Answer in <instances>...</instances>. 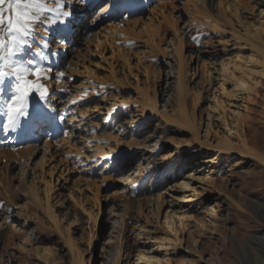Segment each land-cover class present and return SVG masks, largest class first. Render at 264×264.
Returning <instances> with one entry per match:
<instances>
[{"label":"rangeland","instance_id":"374dc122","mask_svg":"<svg viewBox=\"0 0 264 264\" xmlns=\"http://www.w3.org/2000/svg\"><path fill=\"white\" fill-rule=\"evenodd\" d=\"M72 1L68 8L79 11ZM103 3L89 1L79 31L90 44L69 48L80 50L74 65L58 54L57 26L36 31L49 35L60 60L40 47L41 59L36 43L25 50L51 65L49 106L67 119L55 135H37L28 162L4 160L19 146L17 139L3 145L0 133V264H143L140 252L171 264H264L262 1L156 0L145 10L140 2L131 12L116 6V18L88 29ZM233 6L248 12L239 19ZM237 57L254 73L250 91L223 76L222 66L233 71ZM114 101L128 106L119 123L106 117ZM225 140L240 150L244 140L251 156L219 158ZM120 152L130 153L129 174L101 167V154ZM172 159L177 164L163 177ZM49 199L55 222L37 204ZM165 219L178 233L170 246L165 241L175 235Z\"/></svg>","mask_w":264,"mask_h":264},{"label":"snow or ice","instance_id":"6c2138e0","mask_svg":"<svg viewBox=\"0 0 264 264\" xmlns=\"http://www.w3.org/2000/svg\"><path fill=\"white\" fill-rule=\"evenodd\" d=\"M79 2L83 7H87L88 0H79ZM138 6L136 0H129L125 10L131 12ZM105 8L108 9L107 14L111 15V12L116 10L114 0H104L85 24L95 23L97 12ZM46 13L50 15H45ZM71 16L72 11L65 0H0V105H3L6 114V121L0 126V133L4 136L16 133L22 136L41 135L43 137L54 133L59 125L66 123L67 118L62 113L48 106L49 88L44 81L52 78L49 76V73L53 71L51 65L42 67L35 63L25 50L32 48L33 43H36L35 54L45 59L44 53L40 51L41 45L38 43L43 41L42 47L48 49L49 55H55L50 48L52 41L44 35H39L37 40L36 26H49L46 31L50 32V26L70 23ZM29 37L32 39L30 40ZM74 38L75 34L71 38L61 36L56 42H63L67 46L70 39ZM240 85L248 89L247 84L240 82ZM224 95L230 94L225 91ZM72 104H77V100H72ZM212 111L217 109L214 108ZM236 115L239 114L236 113ZM119 116L120 110L115 108L106 114L107 121L117 119L118 123ZM124 118L126 119V116ZM60 135H66V133L61 130ZM129 159L130 153L127 152L109 154L104 157V164L101 167L109 166L110 170L118 176L126 175L131 172L128 168ZM133 187L135 188L136 185ZM164 224L170 232L173 230V225L168 219H165Z\"/></svg>","mask_w":264,"mask_h":264},{"label":"bare ground","instance_id":"6f19581e","mask_svg":"<svg viewBox=\"0 0 264 264\" xmlns=\"http://www.w3.org/2000/svg\"><path fill=\"white\" fill-rule=\"evenodd\" d=\"M89 1H91V0H88L87 7L85 8V7H83L81 5V8L79 9V11L78 10L76 11L75 8H73L75 6H72L70 8L71 11H72V16H71V19H70V23H66L64 25H55V26H57L56 28H57V33H58V39H57V41L59 40V38L61 36H67V37L71 38L75 34V38L74 39H70L71 42H69V45L66 46V45L63 44V42H60V43H57L56 42V44H55V45H57V47H61L62 48V50L58 53V54H61V56L63 58L62 61H64V57L67 56V59H68L67 63H69V65H71V66L74 65L75 59L79 55V51L80 50L77 48L76 49V52H74L72 49L69 50V48L72 47V46L74 47V44L77 43L78 40H81L82 41V43H79V44L83 45V47H86L87 48L89 46V44H90V41H88V38L86 37V32H82L81 31L82 32L81 33L79 31L80 25H81L79 23L82 21V18L84 16V12L88 8V6H89ZM154 1H156V0H136V3H140V2L143 3L142 10H145V9H148L147 4H150V3L154 2ZM261 1H262V4L264 5V0H261ZM72 2L74 3L73 5H75L76 3H78L77 5L80 4V2L77 1V0H74ZM114 2L116 4V6H118L120 8V7H125L129 3V0H114ZM229 7H231V6H229ZM233 9H234V11H235V13H236V15L238 16L239 19H240L241 15H244V14H246L248 12L247 8H243V7H240V6H233ZM105 10L108 11V9H105ZM105 10H104V12H102L101 14H99V15H101V17H103L102 19H101V17H99V18L96 19V22L95 23L90 22V23H88L86 25V27L87 28L88 27L92 28V26L94 27L95 24L100 23V22H102V23L103 22H107V21L108 22H111L114 18H116L118 16L117 15L118 13L116 12V10H115V13H114V11H112L113 13L110 16H108V14L106 13ZM77 12H78V15H79V18L78 19H76V17L74 16ZM244 19H246V18H244ZM44 30H46V29L44 28ZM36 32H37V40H38L39 35H43L42 33L45 32V31L42 32V30L41 31L39 30V31H36ZM78 33L79 34L81 33V35L79 37H77L78 36ZM44 36H46L47 39H49V35H44ZM31 39L32 38H30V40ZM93 42H95V46H93L95 48V50H96V47H98V45H101L102 44L101 42H99V39H97L96 41H93ZM42 45L43 44H41V48L43 49L44 47H42ZM235 45H236V40H235ZM32 47H34V44H33ZM58 59L60 60V57H58L57 55H54V56L48 58V60H52V61H56ZM237 60H238V62H237L236 65H234V69L231 72L224 65L222 66V68H223V70H222L223 76H226L227 78H229L230 80H232L234 82V84H235V86H236L237 89H241V90H245V91H250L251 90V85L249 84V81H250V78L254 75V73L251 72L245 66V62L244 61H241L239 59H237ZM42 67H45V65L43 64ZM225 69H227V72H225ZM262 75H264V71L262 72ZM233 77H235V79H233ZM240 82H243L244 84H247L248 85V89H244L243 87H241ZM6 83H9V81H6ZM231 95L232 94L227 95V96L230 97ZM144 103L145 104H143V105H145L144 107L146 109L154 110V105L152 104L151 101H149V99L148 100L146 99V102H144ZM48 106H49V104H48ZM113 108L120 110V113H123L122 111H124V105H123V103H117V102L114 101L112 103H108L107 104L106 112L107 113H110ZM5 121H6V114H5L4 110H3V105H0V126H2L5 123ZM57 128H56V130H55L54 133H49V136H51L53 134H56L57 133ZM8 137L10 138V140H8L7 139V136H6V141L2 142L3 145L4 144H7V143H8V145H10V144H12L14 142V140H12V139H17L16 140L17 141L16 143L19 146L18 150H16L17 152L16 151H12L13 148L12 147H9L8 149H11V150H8L7 149L8 151H6V153L3 154L4 160L6 159V162H9L11 164H16L17 162H20V163L21 162H28L31 159V157H33L36 154V151L39 148V144L37 142V135L22 136V135H19V134H16V133H10L8 135ZM198 137L199 136H198V133H197L196 134L197 142H199L198 141L199 140ZM49 143L51 144L50 141H49ZM201 144H203V143H200V145ZM202 146H203V148L204 147L205 148L206 147L208 148V146H204V144ZM246 146H247L246 145V142L243 140L242 141V147H244L245 149L240 150L237 147H235L229 140H225L223 142V145L217 147V153L219 154V158H223L225 155L231 154V153H235L237 151L239 153H241L242 155L245 154V155L251 156V154L249 153V151L246 148ZM13 150H15V148ZM102 152H104V151H102ZM105 154L103 153V154H101V156L105 157V156L109 155V153L107 155H105ZM99 155H100V153H99ZM185 159H186V157L180 162V164L182 165V167L185 165ZM240 163L241 162L237 163V165H239ZM176 164L177 163H175V159L170 160L167 163L166 170L163 172V175L162 176L164 177V175H166V174L168 176L169 173L171 171H173V169H174L173 166L176 165ZM93 165H94L93 167H95V165H97V162H94V160H93ZM7 167H9L10 169L11 168L13 169V167L11 165H7ZM167 170H169V171H167ZM34 197L37 198L35 194H34ZM195 197H197V196H195ZM185 202L187 204H191L193 202H196V200L194 198H186ZM37 204H38V206L40 208H43L44 207L45 208L44 210H45V212L47 214V217L50 220H52V221L55 222V217L53 215L52 208L50 207V199L48 200L46 207H45V205L43 206L41 203H38L37 202ZM159 209H160V207H159V202H158L156 204V211H157V213L159 212ZM172 231L174 232L175 240H172V239L166 240L165 241V245L166 246L167 245L170 246L171 243H174V242H177L178 241V233H177V231H175L174 229ZM69 245H71L70 241H69ZM137 262H143V264H171V262H170V260L168 258H154V257L147 258L141 252L138 254ZM212 262H214V261H212Z\"/></svg>","mask_w":264,"mask_h":264}]
</instances>
